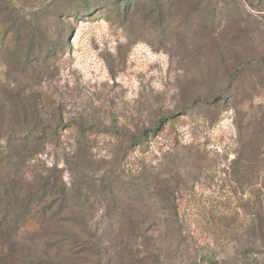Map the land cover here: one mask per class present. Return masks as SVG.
Returning a JSON list of instances; mask_svg holds the SVG:
<instances>
[{"label": "rangeland", "instance_id": "rangeland-1", "mask_svg": "<svg viewBox=\"0 0 264 264\" xmlns=\"http://www.w3.org/2000/svg\"><path fill=\"white\" fill-rule=\"evenodd\" d=\"M110 1L0 0L1 264H264V0Z\"/></svg>", "mask_w": 264, "mask_h": 264}, {"label": "trees", "instance_id": "trees-1", "mask_svg": "<svg viewBox=\"0 0 264 264\" xmlns=\"http://www.w3.org/2000/svg\"><path fill=\"white\" fill-rule=\"evenodd\" d=\"M151 1L155 5H157L159 4L160 0H151ZM110 2H112L114 7H116V5L120 6V1L117 2L116 0H111ZM123 2H125V0H123ZM54 131H55L54 135L58 136L59 134L58 130L55 129ZM150 131H154V130H150ZM12 136L13 135L11 134L10 138ZM25 143H27L26 140ZM144 143L145 141L142 140L139 142L138 145L140 146ZM3 147L1 146V149L7 148L6 145H4ZM10 148L12 147L10 146ZM29 156L30 155H28V157ZM2 166H6V161L0 159V167ZM23 174L27 177V179L30 176L31 181H33V179L35 178V176L29 171L21 172V176H23ZM2 181L3 180H1L0 182L1 186L4 183V181L3 182ZM47 194H48L47 191H44V185H42L36 191L31 192L30 195H27L26 198L20 199L19 196L17 195L15 196L14 201H6L2 203V208H0V255H7L9 253L12 254L16 251V248L18 245H20L19 242L22 239L21 230L23 229V225L25 224L30 225V227L32 228L37 227V229L42 227L44 223L43 216L46 214L47 210H49L48 203L44 201L45 198L48 196ZM19 211L32 214L31 218L27 217V220L28 219L31 220L30 223L26 222L27 220L24 221V219L18 217L19 215L17 214H19ZM249 263L255 264L254 261Z\"/></svg>", "mask_w": 264, "mask_h": 264}]
</instances>
